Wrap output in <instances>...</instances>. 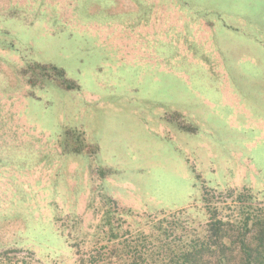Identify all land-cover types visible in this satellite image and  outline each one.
Masks as SVG:
<instances>
[{"label": "rangeland", "instance_id": "rangeland-1", "mask_svg": "<svg viewBox=\"0 0 264 264\" xmlns=\"http://www.w3.org/2000/svg\"><path fill=\"white\" fill-rule=\"evenodd\" d=\"M248 211L264 0H0V264H219Z\"/></svg>", "mask_w": 264, "mask_h": 264}, {"label": "trees", "instance_id": "trees-1", "mask_svg": "<svg viewBox=\"0 0 264 264\" xmlns=\"http://www.w3.org/2000/svg\"><path fill=\"white\" fill-rule=\"evenodd\" d=\"M205 195H207V193ZM252 213V211H248V217L236 222L235 225L240 227L238 228L239 230L241 228H245V232H251V230H249L251 223L253 227L258 228L257 235L254 236L252 240L241 238L237 244L232 239L233 237L229 236L228 232L223 230L225 223L222 220L215 221L211 225L210 231L213 230V233L207 238L214 236L219 240V242L215 244L220 250L219 264H264V216L256 215L255 218H252ZM226 241L228 242L225 243ZM236 244L237 246L235 247ZM232 247L235 249V251H238L239 257H241L239 261H235L237 256L235 259H233V261L226 253H224V250H229ZM191 249L192 250H190V248L186 250V253L183 255V264L200 263L204 253L207 252V250L209 251V249L196 251L195 247H191Z\"/></svg>", "mask_w": 264, "mask_h": 264}]
</instances>
